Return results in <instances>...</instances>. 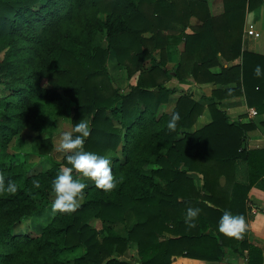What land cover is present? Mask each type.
Instances as JSON below:
<instances>
[{"label": "trees", "instance_id": "16d2710c", "mask_svg": "<svg viewBox=\"0 0 264 264\" xmlns=\"http://www.w3.org/2000/svg\"><path fill=\"white\" fill-rule=\"evenodd\" d=\"M208 1L0 0V86L6 92L0 100V155L5 158L0 174L18 186L15 193H0V264H130L121 257L131 243L138 245L140 264H171L175 255L221 259L224 237L218 229L211 235L197 232L214 241L200 251L212 247L215 257L186 245L196 233L185 223V211L198 199L189 172L204 175L205 188L213 195L202 198L217 203L212 175L215 170L229 175L239 158L252 157L243 148L248 127L229 123L215 103L209 106L210 125L183 132L193 128L205 109L188 93L178 99L172 112H179L180 119L169 129L172 112H163V106L176 87L166 78L181 82L189 72L195 81L214 80L206 63L220 53L242 56L243 92L236 94H244L248 106L263 115L264 75L257 77L254 68L260 64L264 70V57L241 48L246 14L263 0H223L224 13L218 17L211 15ZM192 17L203 24L186 34ZM175 24L184 29L180 40L186 45L173 75L166 68V53L180 40L165 32ZM99 35H105L106 47L95 45ZM112 52L130 78L138 74L129 92L114 84L108 69ZM62 96L75 103L72 126L90 120L84 148L110 157L115 187L105 192L88 186L79 207L71 213L58 211L37 237L14 234L23 219L40 211L37 199L54 194L56 174H30L23 165L9 164L8 146L25 129L44 128L45 103ZM51 149V138L42 139L38 155L49 156ZM254 156L264 158V150ZM153 162L158 168L146 173ZM62 164H67L65 156L58 168ZM258 170L253 183L264 174V167ZM95 220L101 229L93 226ZM203 221L208 223L205 215ZM118 224L124 225L125 236L116 231ZM243 247L249 250V264H263L262 248ZM76 251L81 252L72 260L67 257Z\"/></svg>", "mask_w": 264, "mask_h": 264}, {"label": "crops", "instance_id": "0c3cea01", "mask_svg": "<svg viewBox=\"0 0 264 264\" xmlns=\"http://www.w3.org/2000/svg\"><path fill=\"white\" fill-rule=\"evenodd\" d=\"M208 4L213 17L223 15V0H209ZM202 24V20L192 17L190 25L184 31L186 34H192V28L199 27ZM249 31L259 33L260 36L255 37L253 34H249ZM185 45L186 42L183 38L178 47L175 46L180 50V55L183 54ZM241 48L242 52H249L264 57V0L257 9L249 11L246 14ZM226 53L227 57H224L220 53L216 58L206 63L205 67L214 75V80L195 81L187 73L185 80L181 82L174 81L176 85L173 86H176V90L179 89L178 96L171 111L167 112L163 110V112L171 113L178 99L190 92L193 100L204 103L205 109L198 117L193 128L191 130L184 129L183 132H195L210 125L214 121V118L209 110V106L215 103L226 114L229 123H240L248 127L243 148L246 149L248 154H252V157L246 159L239 158L235 163V170L226 169L229 170V175H225V173L218 175L220 170H215V174L212 175L214 196L217 203L202 198L213 195L212 192L207 191L205 188L204 175L198 171L189 172V177L193 179L198 192L196 197L198 199L193 201L195 203L194 207H199L200 213L195 218L193 226L196 238L186 243V245L195 247L196 250L194 249V251L199 254L215 257L216 251L212 247L208 251H200L199 249L201 245L212 246L214 241L209 237L200 238L197 235L202 230H207V233L211 235L214 229H218V220L225 210H231L233 213H239L245 217L246 228L244 231L246 233L241 234L239 238L223 234L224 238L219 242L223 247V254L218 261L197 256L175 255L172 258L171 264H249V250L247 248L244 249L243 246L245 245L262 248L264 255V174L259 175L257 173L259 178L253 183L254 171L256 169L259 171L260 167H264V158L254 156V153L264 150V114L261 115L258 112L257 115L252 114V111L256 109L248 106L245 95L236 94L240 90L243 92V58L242 56L233 58L230 52ZM173 56L171 54L169 55L170 58L167 59L166 68L168 70H173L169 68L176 67L177 59ZM212 163L214 162L207 164L211 165ZM157 168V164L152 165L149 174L153 169ZM215 211H220L221 214L215 213ZM203 215H205L208 223L203 221ZM119 225L123 226V224ZM133 225L134 221H132ZM120 234L125 236L126 231ZM166 235L168 237L172 236L168 233ZM121 259L128 261L130 264H140L138 245L131 243L129 249Z\"/></svg>", "mask_w": 264, "mask_h": 264}, {"label": "rangeland", "instance_id": "374dc122", "mask_svg": "<svg viewBox=\"0 0 264 264\" xmlns=\"http://www.w3.org/2000/svg\"><path fill=\"white\" fill-rule=\"evenodd\" d=\"M197 18V17H196ZM199 19V18H198ZM182 27L179 24H175L171 27L170 30L166 31L165 34L175 36L179 40L182 37L183 30H181ZM193 29V28H192ZM182 40H180V43ZM179 43V44H180ZM171 45L167 48V59L170 58L169 55H174L173 57L177 59L176 65L180 62L182 59V55H180L178 50V45ZM95 45L100 46H107L105 35H99ZM177 46V47H175ZM156 58L160 59V54L157 52ZM181 57H180V56ZM3 57L2 54H0V59ZM168 62V60H167ZM175 65V66H176ZM148 66L150 67V63H148ZM108 69L110 71V74L112 76V79L114 81V84L116 87H118L122 92H129L130 86H133L138 81V74L133 77H129L126 70L121 68L116 59V54L114 52L111 53L109 60H108ZM173 70L171 73H174V68H169ZM188 72V76H190ZM193 77V76H192ZM194 79V78H193ZM174 81H177L175 78H166V82L168 85H172V87H176L173 85H176ZM201 81H204L202 78ZM43 85L45 87L48 86V83L46 80L43 81ZM5 89L4 87L0 86V100L5 95ZM179 89L176 90L175 93H173L170 98L169 102L163 106V110L170 112L176 97L178 96ZM190 94V92H188ZM46 107V124L44 128L41 129H31L27 128L25 129L20 135L13 138L12 142L8 146V153L11 156L7 162L12 165H23L25 168L29 171L30 174H37L39 172H44L47 170L54 171L55 174H57L59 168L58 164L62 161V158L65 156V154L61 151H59V135L62 131H72V123L71 118L73 116L75 103L67 96H62V99L56 102L52 103H45ZM1 115V112H0ZM89 122V119H85ZM48 139L51 138L52 140V149L49 154V156H39L38 155V149L39 145L42 139ZM0 160H5V158L2 157V154L0 155ZM112 164V163H111ZM152 165H156L155 162H153L151 165H148L145 167V172L149 173L150 168ZM81 179L85 180L87 187L90 185H93L88 178L80 177ZM86 187V188H87ZM55 194H50L47 197L44 198H38L37 203L40 208V211L35 213L29 218H25L22 220L20 224H18L16 227H14L13 233L14 234H29L32 237H37L42 233V230L44 227L50 223V221L54 218V216L57 214H52L51 211V202L54 199ZM83 200V198L80 200V202ZM93 226L97 229L102 228V224L99 220L93 221ZM116 231L118 233H124L125 228L124 225H117ZM81 251H76L74 253H70L67 257L69 259H73L76 255H78Z\"/></svg>", "mask_w": 264, "mask_h": 264}, {"label": "clouds", "instance_id": "9594fccd", "mask_svg": "<svg viewBox=\"0 0 264 264\" xmlns=\"http://www.w3.org/2000/svg\"><path fill=\"white\" fill-rule=\"evenodd\" d=\"M254 74L257 77L264 75L260 64L255 66ZM179 119V112H172L167 127L174 129ZM90 132L89 122L81 119L73 124L72 131H62L59 135L58 150L65 154L67 164L60 166L51 181V190L55 194L50 205L53 215L57 211L71 213L79 207L87 187L85 180L80 177L88 178L96 188L105 192L115 187L116 180L110 157L84 148L85 140ZM17 189L18 186L14 180L6 179L3 174H0V193H15ZM199 213V207H187L185 223L190 227L194 226L195 218ZM217 228L225 236L239 238L246 228L245 217L231 210H225L218 220Z\"/></svg>", "mask_w": 264, "mask_h": 264}, {"label": "built area", "instance_id": "2783aa9c", "mask_svg": "<svg viewBox=\"0 0 264 264\" xmlns=\"http://www.w3.org/2000/svg\"><path fill=\"white\" fill-rule=\"evenodd\" d=\"M248 33L251 34V35L253 34L255 37H259L260 36L259 33H255L253 31H249ZM252 114L257 115V111L256 110H253L252 111Z\"/></svg>", "mask_w": 264, "mask_h": 264}]
</instances>
